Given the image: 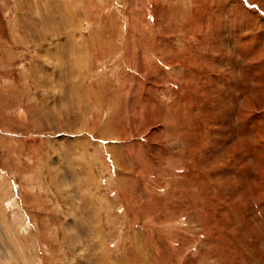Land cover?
<instances>
[{"label": "rangeland", "instance_id": "rangeland-1", "mask_svg": "<svg viewBox=\"0 0 264 264\" xmlns=\"http://www.w3.org/2000/svg\"><path fill=\"white\" fill-rule=\"evenodd\" d=\"M0 264H264V0H0Z\"/></svg>", "mask_w": 264, "mask_h": 264}]
</instances>
